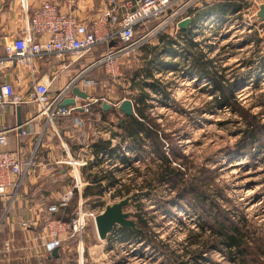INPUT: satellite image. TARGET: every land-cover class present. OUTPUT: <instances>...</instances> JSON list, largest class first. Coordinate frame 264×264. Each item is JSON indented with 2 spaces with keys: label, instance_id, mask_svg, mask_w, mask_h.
Masks as SVG:
<instances>
[{
  "label": "rangeland",
  "instance_id": "1",
  "mask_svg": "<svg viewBox=\"0 0 264 264\" xmlns=\"http://www.w3.org/2000/svg\"><path fill=\"white\" fill-rule=\"evenodd\" d=\"M231 1L244 7L245 20L250 23L253 20L252 14L257 10V0ZM102 2L104 1L95 0L93 9L84 10L86 21L97 18L99 11L95 7L99 5L100 8ZM156 22L158 20H153L146 27L137 28L136 39L145 36V39L149 40H143L137 49L120 58L118 67L115 68L120 76L113 77L100 64L87 74L89 80L98 85L92 91L97 101L93 105L109 103L114 106L111 109H118V105L125 99L131 100L128 73L140 69L144 64L142 47L149 44L158 45V37L161 34L174 38L180 31L175 27H169L153 36L159 28L156 27ZM251 35H256L260 42L258 44L249 42ZM209 37H211L209 30L205 28L200 35L205 43L197 47L203 55L202 60L210 63L209 69L213 74L222 75L233 84L234 95L239 103L237 109L248 111L260 123L257 131L258 144H249L248 140H243L246 128L243 116L216 105L214 99L218 98V92L213 90L211 80L191 73L190 62L184 61L182 56L165 57V60H172L180 65L177 71L154 72L155 79L166 88L168 99L161 103L155 99L162 101V98L152 94L154 100L151 101L153 108L150 113L155 118L159 130L168 136L161 142L164 155L174 161V167L181 166V172L185 175L183 187L190 186L189 191L194 188L195 193L186 194L184 197L178 196L177 190L173 188L174 183L169 182L162 185L157 183L150 191L144 181L147 179L146 176L148 178L151 176L147 171L153 169L156 156L147 150L142 160L134 163V168H138L144 177L136 179L134 170L130 168H125L123 172L117 171L116 177L129 186L132 192L129 196L110 199L112 205L133 196L131 204L124 211L131 213V219L136 223L135 213L144 215L147 229L144 230L143 240L119 242V236L113 232L108 240L101 241L95 224L91 221L85 231L83 242L79 238L67 241L61 249L62 258L52 261L51 264H239L231 263L225 254L214 246L215 240L210 230L205 228L206 232L203 233L201 226L204 221L208 225L216 221L224 222L226 225L233 223L241 228L246 221L244 229L248 232L246 248L250 251L248 252L250 259L255 257L251 255L256 252L264 255V32L258 33L251 28L244 32L241 29L223 31L213 46L209 44ZM103 51L105 50L88 54L81 59V66L95 62ZM48 62L55 65L59 63L55 59ZM76 70L77 67H73L65 73L74 75ZM58 88L59 81L54 90ZM101 116L94 109L85 116L70 117L68 123L74 120L75 123L82 124V127H72L68 130L61 128L60 132L63 134L61 138L54 134L52 139L40 141V145L37 146L36 167L39 163L55 171L66 169L68 173L73 166L65 163L70 161L65 145L63 147L64 142L72 154L79 152L81 159L84 160L89 158L87 146L92 142L113 140V145L119 144V139L112 137L113 133H120L116 125L121 117L116 113H110L107 121L103 122ZM123 149L128 153L126 146H123ZM128 154L129 157L132 156L130 152ZM60 162L65 164H59ZM106 162L101 166L102 169L107 170L110 167L112 169L113 165ZM117 166L121 168L119 164ZM41 179L51 188L54 199L63 193V187L60 186L65 184V189L74 186L69 175L65 176L58 171L54 172L52 177ZM29 183L28 185H31ZM180 185L182 186V183ZM198 192L202 193L203 206L194 198ZM91 200L93 201L90 199L89 202ZM45 201L44 204L40 200L36 203L45 210L50 199ZM33 204L35 205V202ZM75 205L71 204L69 214L76 212ZM24 212V207L16 209L11 219L18 222ZM67 217L68 214L56 216L62 219ZM16 230V236L23 239L24 232ZM6 231L8 232L7 228L1 235H7ZM201 239L207 240L209 244H206L207 248L203 249L198 244Z\"/></svg>",
  "mask_w": 264,
  "mask_h": 264
},
{
  "label": "built area",
  "instance_id": "2",
  "mask_svg": "<svg viewBox=\"0 0 264 264\" xmlns=\"http://www.w3.org/2000/svg\"><path fill=\"white\" fill-rule=\"evenodd\" d=\"M30 1L22 0V6L25 10H29ZM63 1L73 5L76 0L41 1L34 10L26 33L5 46L6 56L4 60L6 62L33 65L35 61H45L54 57L63 65L62 70L64 71L74 66L88 54L104 49L105 51L100 57L87 69L92 70L100 64L106 68L108 73L117 78L120 74L115 68L118 67L120 58L128 52L131 53L136 47L138 48L142 44L141 42H144L143 40H149L145 39V36L142 39H136L137 28L146 27L153 20H158L156 27H159L153 36H157L169 27H175L176 30H179L181 23L190 21L188 27H194L191 36L196 48L201 46L203 42L205 43L200 38L205 28H208L211 36L209 37L210 46L216 45L220 32L223 31L241 29L244 32L251 28L252 31L258 33L264 32V24L258 18V11L260 6L264 4V0H257V10L252 14L253 20L250 23L246 22V12L240 4H235L237 5L236 11H227L219 17L206 15L201 20H197L198 11H201L200 8L204 7L209 0H106L105 10L99 13L97 18L89 24L81 21L72 13L61 12L58 4ZM228 2L235 3L231 0ZM121 9L126 11L123 19H120ZM43 36H47L48 39L46 41L38 40L39 37ZM180 42L181 46L175 47L177 50L183 51L182 46H185V43ZM82 76L83 73L72 79L66 87L55 92V94L52 93L54 79L48 82H37L33 102L37 104L39 110L34 119L44 117L48 123L55 125L60 119L70 117L77 112L86 115L91 113V105L97 102L95 99L89 103H83L86 99L75 96V105L63 106L65 100L68 99V93L72 92L75 87L84 91V85L80 86ZM91 87L95 88L96 85H91ZM16 97L14 86L10 83H3L0 86V109L15 104ZM77 99H82V104L78 103ZM30 122L22 123L21 127L0 130V146H10L9 136L13 132L19 131L23 136L28 135L27 127ZM87 148L90 153L89 158L84 160L79 155L78 159H70L69 163L65 162L72 165V170L75 172L73 189L65 193L58 203L43 211V215L41 213L43 223L39 237L43 244V252L37 254L40 259L45 258V255L46 257L51 255L55 250L63 247L67 241L74 238H79L83 242L89 222L92 221L95 224V218L110 205V199H114L115 188H111L97 202L92 200L89 202L90 200L84 199V189L91 183L84 179L80 168L86 167L95 159L90 151V145ZM37 152V146L29 156H25L22 147L16 151L3 150L0 152V199L9 197L8 199L13 202L19 196L24 180L31 176L32 170L36 167ZM128 153L126 155L129 157ZM65 163L60 162L59 164ZM116 166L113 165L112 169L110 167L108 170H113ZM75 198L76 212L69 214L68 219L56 218V216L64 215L68 211ZM96 203L98 204L96 205ZM36 226L37 221L33 220L24 221L20 224L21 229L25 231Z\"/></svg>",
  "mask_w": 264,
  "mask_h": 264
},
{
  "label": "trees",
  "instance_id": "3",
  "mask_svg": "<svg viewBox=\"0 0 264 264\" xmlns=\"http://www.w3.org/2000/svg\"><path fill=\"white\" fill-rule=\"evenodd\" d=\"M236 7L237 5H231L227 0H217V7L213 12H223L228 8H231L233 11ZM192 31L193 27L181 28L177 36L174 38L167 34H161L158 37V45L149 44L142 47L141 52L143 53L142 59L145 61L144 64L140 69L128 73V83L131 91L129 98L133 102L135 110L134 116H126L118 109H109L108 111H105L102 105L92 106V111L95 109L102 115L101 119L103 122L107 121V116L110 113H116L119 115L121 118L116 126L118 127V130H120V133H113L112 139H119V144L117 145H113V140H98L90 145V151L95 159L82 169L84 179L91 183V185L84 189V199H93V202L96 200L98 201L99 198L104 196L111 188H115L116 190L113 195L114 199L117 197L129 196L132 192L131 188L126 184H123V182L116 177V172H123L125 168H130L134 170L137 177L136 179L144 177L138 168H134V163L142 160V156L147 150H150L156 156L152 165L154 170L151 168L148 169L147 172L151 173V176L150 178L146 176L147 179L144 181V184H147L150 191L154 189L157 183L162 185L169 182L174 183L173 188L177 190L176 193L178 196L184 197L186 194L195 193L196 190H194V188L189 191L190 186L183 187V178L185 175L181 172V166L179 165L180 168L174 167V161H172L167 155H164L161 142L162 139L165 140L168 136H166L162 130H159L155 118H153L150 113V110L153 108L151 101L154 100L152 94L156 97L160 96L162 101L161 99L155 100L161 103L166 102L165 100L168 99L166 88L162 86V83L158 79H155L154 72L158 71L165 73L167 71H177L180 65L172 60H165V57L176 58L182 56L184 61L190 62L189 71L191 73L194 72L201 77L211 80V83L214 86L213 90L218 92V98L216 97L214 99L216 105L220 108L226 107L227 109L238 112L243 116L246 122V128L243 132L245 137L243 140H248L249 144H258L257 131L260 128V123L255 117L251 116L248 111H244L243 109L238 110L241 108L237 109L239 103L234 95L233 84L224 76H218V74H213V72L210 71V63L202 60L203 55L198 51L192 40ZM255 36L256 35H251L249 37V42L251 41L258 44L260 40ZM180 41L184 42L185 46H182L183 51L179 52L176 47L181 46ZM251 63L252 61L249 64ZM187 68L188 67H186V69ZM123 146H126L128 152L132 154L131 157L126 155ZM106 161L112 165L119 164L121 168L116 166L113 170H104L101 166L104 165ZM180 183H182V186ZM44 193L48 192L44 191ZM34 194L37 193L34 192ZM194 198H197L199 201L198 203L202 206L204 205L202 203L201 192H198ZM67 214L69 215L68 211ZM134 218L137 219V231L127 228H116L114 231V233L120 238L119 242L133 241V239L143 240L145 237L144 230L147 229V226L145 225L146 219L144 218V215L135 213ZM243 224L244 226L241 228L239 225L233 223L226 225L224 222L216 221L213 222L212 225H208V223L204 221L201 228L203 233L206 232L205 228L213 233L211 236L215 240L214 246L221 250L231 263L264 264V255L257 252L256 254H252L251 256L255 255V257H251L250 259V253H248L250 251L246 248V237L248 234L244 229L246 228V221H244ZM201 237L202 235L199 239ZM198 244H200L203 249L208 247H205L206 244L209 245L207 240L205 241L204 239L199 240ZM62 248L63 247L58 249V258L51 259L55 261L61 259ZM202 251L200 256H202Z\"/></svg>",
  "mask_w": 264,
  "mask_h": 264
},
{
  "label": "crops",
  "instance_id": "4",
  "mask_svg": "<svg viewBox=\"0 0 264 264\" xmlns=\"http://www.w3.org/2000/svg\"><path fill=\"white\" fill-rule=\"evenodd\" d=\"M41 1L45 0H31L29 10H25L22 6V0H0V86L5 82L12 84L15 88V93L17 96L15 98V104L8 105L6 108L0 109V130L17 127L16 111L18 106L21 107L23 120L22 123L31 121L27 127L28 135L23 136L19 131L11 133L9 136L10 146H0V152H3V150L16 151L19 149V147H22L25 156H29L32 150L36 146L40 145V141H44V139H52L54 134H58L61 138V135H63L60 132L61 128L68 130V128L72 127H82V124L75 123L74 120L68 123V120L71 119L70 117H81L86 115L82 112H77L72 114L70 117L62 118L57 121L55 125L48 123L44 117L34 119L35 114H37L39 110L37 104L33 102L34 90L37 82H48L54 79V82H52V93L55 94V92L66 87L72 79L82 75L83 73V78L81 77L82 84L80 83V86L84 85L83 90L86 91V93L90 96V99H86L85 103H89L94 99L96 100V97L92 92L94 88H92L91 85H98L96 82L89 80L87 76V74L91 72V70H88L87 68L92 63L81 66L82 60H80L74 66L63 71V65L59 64L60 62L57 63V65L48 62L50 59H55L54 57L45 61H35L33 65H21L12 62H6V60H4L6 56L5 46L9 45L14 39L21 37L23 33H26L29 21L34 14V10L39 6ZM94 1L95 0H76L73 5H70L67 1H63L58 5L60 6L61 12L72 13L73 15H76L81 21L89 24L92 20L88 19V21H86L84 19V10L93 9ZM103 1L104 2H102L100 8H98L99 5L95 7V9L99 11L97 15L102 13L106 8V0ZM216 1L217 0H209V2L206 3L207 5L205 4L204 7L200 8L201 11H198L199 15L198 18L196 17V19L201 20V18H204L206 15H214L219 17L227 11H232L231 8H228L223 12H213V10H215L217 7V4H215ZM124 11V9H121V13H119L120 19H123L125 13ZM233 11H236V9ZM47 39V36L38 38L40 41H46ZM73 67H77V70L75 71L76 73L74 75L65 73L67 70H70ZM57 81H59V88L54 90ZM75 96L76 95H74L73 92H69L67 98L71 99L75 98ZM81 100L77 99L78 103L82 104ZM93 143L94 142H92V144ZM63 147L69 154L68 160L78 159L79 155H81L79 152L72 154L65 142L63 143ZM57 171L61 174H64L65 176L69 175L72 179L75 175V172L72 169L68 170V173L66 172V169H58L55 171L53 168L41 166L38 163V167H35V169L32 170L31 176L24 180L19 196L13 202L8 199L9 197L0 199V264H51L52 261H55L51 259L50 256L46 257V255L45 258L40 259L37 254L43 252V244L41 243L39 237L41 224L43 223L41 219V213L49 206L58 203L65 193H68V191L73 189L72 186L69 189H65L66 185L64 184L60 186L63 187V193H60L56 199L52 198L53 192L51 188L47 187V184H45L41 177H52L54 176V172ZM37 178H40L39 180L41 181H39ZM72 182H74V180ZM28 183L31 185H28ZM44 191L48 193H44ZM34 192L37 194H34ZM34 195L38 196V198ZM36 199L42 201L43 204L46 203V199H50V202L47 204L46 209L43 210L42 206H39L36 203ZM34 202L35 205L33 204ZM73 204H75V202ZM20 207H24L25 212L23 216L20 217L18 222H14V220L11 219V215L13 214V211ZM66 214L67 212L64 213V215ZM28 220L37 221V226L28 231L22 230L20 224ZM5 228L8 229V232L6 231L7 235H1ZM16 229H18L21 233L24 232L23 239L16 236Z\"/></svg>",
  "mask_w": 264,
  "mask_h": 264
},
{
  "label": "water",
  "instance_id": "5",
  "mask_svg": "<svg viewBox=\"0 0 264 264\" xmlns=\"http://www.w3.org/2000/svg\"><path fill=\"white\" fill-rule=\"evenodd\" d=\"M258 18L259 20L264 24V4L260 6V9L258 11ZM190 21H185L180 24L181 28L188 27ZM72 92L74 95L83 98L88 99L89 95L80 90L78 87H75ZM75 105V99L74 98H68L63 103V106H73ZM103 109L105 111H108L109 109L113 108L114 106L109 103H104L102 105ZM118 110L122 112L126 116H134V106L133 102L129 99H125L122 103L118 105ZM17 126L21 127L22 125V113H21V107H17ZM21 131V130H20ZM133 196L126 197L125 199L121 200L120 202L114 203L112 205H108L103 213L98 215L95 218V227L97 229L98 237L101 241H106L109 238V235L116 230V228H127V229H133L137 231L136 222L133 221L132 214L127 212L125 213L124 209L127 208L131 202H132ZM50 258H58V250H55Z\"/></svg>",
  "mask_w": 264,
  "mask_h": 264
}]
</instances>
